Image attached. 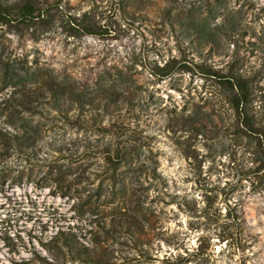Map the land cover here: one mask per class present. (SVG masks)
<instances>
[{"label":"rangeland","instance_id":"rangeland-1","mask_svg":"<svg viewBox=\"0 0 264 264\" xmlns=\"http://www.w3.org/2000/svg\"><path fill=\"white\" fill-rule=\"evenodd\" d=\"M39 1L60 4L56 21L37 38L0 25V63L49 72L76 94L47 93L24 110L0 68V128L28 137L0 143V264H264V195L252 190L247 145L201 69H238L264 97V0H181L210 18L224 5L241 17L243 33L211 47L178 36L158 0H146L147 13L123 9L125 0ZM83 13L97 34L70 36L66 16ZM169 61L168 76L151 73ZM20 109L31 125L15 120L14 129L6 120ZM192 112L198 122L183 123ZM124 146L140 160L114 167L106 150L115 159ZM225 199L242 232L223 240ZM124 212L145 234L125 233Z\"/></svg>","mask_w":264,"mask_h":264},{"label":"trees","instance_id":"trees-1","mask_svg":"<svg viewBox=\"0 0 264 264\" xmlns=\"http://www.w3.org/2000/svg\"><path fill=\"white\" fill-rule=\"evenodd\" d=\"M155 5L156 13L161 16L166 25L178 31V36L197 41L198 45L202 47L213 46L222 35L231 36L243 33L241 17L227 10L225 5V11H213L216 13H213L211 18L203 15L206 12L205 9H197L181 0H158ZM122 8H133L146 13L150 10L146 0H125ZM60 9V4L56 1L45 4L39 0H0V25L8 27L24 25L31 28L33 36L37 38L39 35L36 34V31L50 29L56 21L55 17L51 16L52 11L61 12ZM219 17V21L214 23V20ZM65 22L70 36L96 35L98 32L91 20L86 18V13L78 16L67 15ZM0 68L10 79L9 84L16 90L12 95L19 98L16 105H21L24 110L31 109L33 101L42 100L47 93H50L49 96L54 100L59 96L72 97L73 94H76L71 85L64 84L63 81L58 80L57 76L49 72H30L28 69L20 72L19 69L11 68L4 63H0ZM157 69V71L151 70V73L163 79L172 72V64L169 61ZM201 69L215 81L223 101L231 110V133L247 145L253 164V168L248 173L254 177L252 190L264 195V97L257 96L252 78L238 69L225 71L222 68H213L204 64L201 65ZM31 81L36 82L38 86L31 89L29 86ZM20 111L21 109L14 110V113L10 115V119L6 120L8 126L17 129L15 120H20L21 126L24 127L31 125V121L24 118ZM198 117L197 112L188 113L183 123L195 124L198 122ZM14 138L25 140L28 137H20L15 131L6 127L4 131L3 128H0V143H9ZM135 148L124 146L115 149V159L110 158L111 147H108L106 152L114 167L131 166L134 159L140 160L139 154L136 158L133 155L132 151ZM145 170L146 167L142 164L141 173ZM224 202V214L221 210L218 212L220 218L223 219L221 223L223 229L219 231L218 235L223 240L228 239L233 233L239 235L242 232L240 210L236 204L234 206L229 204L228 199H225ZM120 218L125 221V233L131 237L136 236V233L145 234V223L132 212L121 213ZM111 223L114 224L113 221ZM67 242L69 246L71 241L68 239L66 244Z\"/></svg>","mask_w":264,"mask_h":264}]
</instances>
